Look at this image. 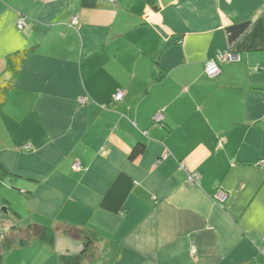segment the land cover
Listing matches in <instances>:
<instances>
[{
    "label": "crops",
    "instance_id": "0c3cea01",
    "mask_svg": "<svg viewBox=\"0 0 264 264\" xmlns=\"http://www.w3.org/2000/svg\"><path fill=\"white\" fill-rule=\"evenodd\" d=\"M90 1L0 0V76L31 50L0 111V237L58 230L0 264L80 254L65 227L112 264H264V0Z\"/></svg>",
    "mask_w": 264,
    "mask_h": 264
},
{
    "label": "trees",
    "instance_id": "16d2710c",
    "mask_svg": "<svg viewBox=\"0 0 264 264\" xmlns=\"http://www.w3.org/2000/svg\"><path fill=\"white\" fill-rule=\"evenodd\" d=\"M85 6H93L90 0H83ZM31 53V50L18 51L7 56V67L0 76V111L4 105L7 93L12 89L21 67ZM140 152L137 148L133 154ZM7 172L0 164V184ZM15 234L0 237V260L12 249L26 246L32 241L44 242L53 246L57 229L29 224L24 229L15 227ZM62 234L69 238L79 240L83 244V250L76 256L61 255L59 264H112L119 256L120 246L117 242H105L97 232L84 231L76 228H63Z\"/></svg>",
    "mask_w": 264,
    "mask_h": 264
},
{
    "label": "built area",
    "instance_id": "2783aa9c",
    "mask_svg": "<svg viewBox=\"0 0 264 264\" xmlns=\"http://www.w3.org/2000/svg\"><path fill=\"white\" fill-rule=\"evenodd\" d=\"M113 1V0H110ZM76 23V18H73L70 22V25H73ZM24 27L22 20L18 21L17 24V28L18 30H22ZM238 55L233 54L229 51H225V52H218L213 58L208 59L205 62L204 65V74L208 79H214L216 78L219 73H220V64L224 63V62H235L237 61ZM113 102H120L123 99V93L122 92H117L116 94H114V96L112 97ZM73 169L74 170H79V164L75 163L73 165ZM199 175L197 173H190L186 179V184L191 185V184H195L198 181ZM214 200L216 202H224L226 200V195L217 190L214 193Z\"/></svg>",
    "mask_w": 264,
    "mask_h": 264
},
{
    "label": "rangeland",
    "instance_id": "374dc122",
    "mask_svg": "<svg viewBox=\"0 0 264 264\" xmlns=\"http://www.w3.org/2000/svg\"><path fill=\"white\" fill-rule=\"evenodd\" d=\"M14 203V202H13ZM26 224L28 225V223L26 222ZM19 225H21V223H19ZM24 225H25V223H24Z\"/></svg>",
    "mask_w": 264,
    "mask_h": 264
},
{
    "label": "water",
    "instance_id": "95a60500",
    "mask_svg": "<svg viewBox=\"0 0 264 264\" xmlns=\"http://www.w3.org/2000/svg\"><path fill=\"white\" fill-rule=\"evenodd\" d=\"M3 211H5V210L3 209Z\"/></svg>",
    "mask_w": 264,
    "mask_h": 264
}]
</instances>
